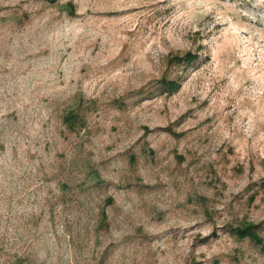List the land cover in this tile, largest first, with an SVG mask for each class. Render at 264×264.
Here are the masks:
<instances>
[{"label": "rangeland", "instance_id": "374dc122", "mask_svg": "<svg viewBox=\"0 0 264 264\" xmlns=\"http://www.w3.org/2000/svg\"><path fill=\"white\" fill-rule=\"evenodd\" d=\"M0 264H264V0H0Z\"/></svg>", "mask_w": 264, "mask_h": 264}, {"label": "trees", "instance_id": "16d2710c", "mask_svg": "<svg viewBox=\"0 0 264 264\" xmlns=\"http://www.w3.org/2000/svg\"><path fill=\"white\" fill-rule=\"evenodd\" d=\"M187 59L189 60H193L195 59V56H192L190 53H188L186 55ZM170 87L171 88H175V83L174 82H170ZM239 236L242 238L246 235H249L252 239H255V241L260 242L261 239L257 236V233L254 231L253 229V225L252 224H247L246 226H244L243 228H240L238 230Z\"/></svg>", "mask_w": 264, "mask_h": 264}]
</instances>
